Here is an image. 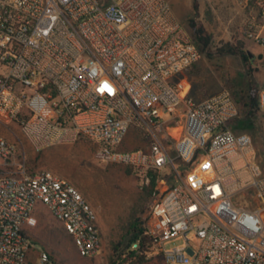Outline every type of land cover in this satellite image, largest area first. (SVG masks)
I'll return each mask as SVG.
<instances>
[{"label":"built area","instance_id":"2783aa9c","mask_svg":"<svg viewBox=\"0 0 264 264\" xmlns=\"http://www.w3.org/2000/svg\"><path fill=\"white\" fill-rule=\"evenodd\" d=\"M262 25L259 0L246 31L264 45ZM200 56L168 0H0V118L36 150L86 138L96 160L132 167L142 186L157 173L141 253L167 264H264V169L252 137L232 129L239 111L229 90L200 100L184 91L183 73ZM258 105L264 114V88ZM131 127L149 136L147 149H117ZM196 153L183 172L178 163ZM37 204L81 256L99 250L97 214L81 192L29 170L24 149L0 135V264H59L45 250L30 255ZM176 238L184 245L165 250Z\"/></svg>","mask_w":264,"mask_h":264},{"label":"rangeland","instance_id":"374dc122","mask_svg":"<svg viewBox=\"0 0 264 264\" xmlns=\"http://www.w3.org/2000/svg\"><path fill=\"white\" fill-rule=\"evenodd\" d=\"M178 20L190 31V20L204 26L211 35L210 46L197 62L184 71L189 82L187 95L192 89L194 96L206 97L221 89L247 88L252 84L264 88V45L247 36V21L257 13L259 0H168ZM194 1L196 10L193 9ZM264 37V26L261 28ZM244 41L249 59L238 55L219 54L217 48L224 42ZM167 116V115H166ZM175 124L174 121L169 125ZM232 129L248 133L256 147L257 161L264 169V114L258 110L253 116L240 108L238 117L231 122ZM0 135L18 144L26 153L29 170H50L73 184L91 204L97 214L100 229V247L93 255L81 256L71 236L50 214L45 206L37 204L33 215L37 218L34 227H27L31 241L30 255L35 257L40 250L50 253L59 264H167L162 255H145L134 251L125 258L131 237V224L138 220L147 225L153 201L151 193L145 192L141 176L130 166L100 162L95 158L96 144L86 138L51 145L36 150L16 122L0 118ZM208 138V135H206ZM149 136L131 127L119 150L147 149ZM173 155V154H172ZM169 180L171 167L161 170ZM237 198V196H236ZM197 221H195L196 223ZM181 238L164 243L165 250L182 247ZM172 264H185L174 262Z\"/></svg>","mask_w":264,"mask_h":264},{"label":"trees","instance_id":"16d2710c","mask_svg":"<svg viewBox=\"0 0 264 264\" xmlns=\"http://www.w3.org/2000/svg\"><path fill=\"white\" fill-rule=\"evenodd\" d=\"M193 9L194 11L196 10V2L194 1L193 4ZM190 26L192 28V37L195 41V43L197 44L198 48L200 49L201 52H204L205 50H207V48L210 46L211 43V35L206 31V29L204 28L203 25L201 24H197L195 21H193L192 19L190 20ZM244 41L241 39H237L234 42H224L221 46H219L217 48V52L219 54H224V53H228V54H232V55H238L241 58H243L244 60H248L249 59V54L248 52L244 49ZM261 89H258L257 87L253 86L252 84L249 83V85L247 86V88H242L240 87L237 90H234L233 93L231 92L237 107H238V111H240V108H245V113L248 116H253L258 110H259V105H258V95H259V91ZM190 96H192L194 99L196 100H200L203 99L204 97H195L194 93H193V89L190 93ZM239 115V114H238ZM200 157L198 155V153H196L194 155V157L185 164V167L179 164V167L181 168V170L183 172L188 171L191 167H193L194 165H196L199 161H200ZM156 175L157 173H154L152 175V178L150 180V183L148 186H143L145 192L147 193H151L153 187L156 184ZM175 183L174 181V177L173 175H171V178H169L168 183H167V187H171L173 186ZM143 222H139L138 220H135L132 224H131V237L129 239V245L127 246L128 249L130 248V246H132L133 242L139 241V250L138 252L141 251V247H142V241L144 238V230H145V226H143L142 224ZM135 250H128L125 254V258H129L131 253H134Z\"/></svg>","mask_w":264,"mask_h":264},{"label":"crops","instance_id":"0c3cea01","mask_svg":"<svg viewBox=\"0 0 264 264\" xmlns=\"http://www.w3.org/2000/svg\"><path fill=\"white\" fill-rule=\"evenodd\" d=\"M257 13V12H256ZM263 26L264 25H262V26H259L258 28H257V30L261 33V28H263ZM207 97V96H206ZM205 98V97H204Z\"/></svg>","mask_w":264,"mask_h":264}]
</instances>
